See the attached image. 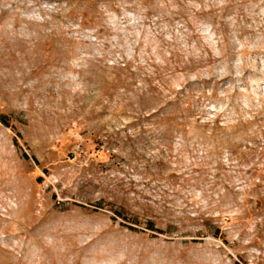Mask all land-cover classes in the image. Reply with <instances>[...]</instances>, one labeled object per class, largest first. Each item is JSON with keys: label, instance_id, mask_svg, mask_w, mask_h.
Returning a JSON list of instances; mask_svg holds the SVG:
<instances>
[{"label": "rangeland", "instance_id": "1", "mask_svg": "<svg viewBox=\"0 0 264 264\" xmlns=\"http://www.w3.org/2000/svg\"><path fill=\"white\" fill-rule=\"evenodd\" d=\"M1 116L0 264H264V0H0Z\"/></svg>", "mask_w": 264, "mask_h": 264}, {"label": "trees", "instance_id": "2", "mask_svg": "<svg viewBox=\"0 0 264 264\" xmlns=\"http://www.w3.org/2000/svg\"><path fill=\"white\" fill-rule=\"evenodd\" d=\"M0 119H1V121L3 123L7 124V121H6L4 116H1ZM22 155H23L24 158L29 157V156H27V154L25 152H22ZM148 227L151 228V229L155 228L154 223L149 221L148 222Z\"/></svg>", "mask_w": 264, "mask_h": 264}]
</instances>
